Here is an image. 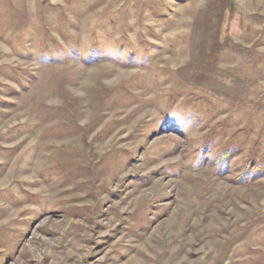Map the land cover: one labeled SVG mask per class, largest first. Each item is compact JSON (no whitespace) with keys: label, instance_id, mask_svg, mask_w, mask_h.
<instances>
[{"label":"rangeland","instance_id":"1","mask_svg":"<svg viewBox=\"0 0 264 264\" xmlns=\"http://www.w3.org/2000/svg\"><path fill=\"white\" fill-rule=\"evenodd\" d=\"M0 264H264V0H0Z\"/></svg>","mask_w":264,"mask_h":264}]
</instances>
